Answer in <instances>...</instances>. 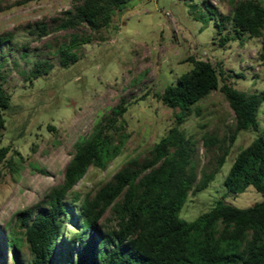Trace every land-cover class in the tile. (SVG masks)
<instances>
[{
    "label": "rangeland",
    "instance_id": "obj_1",
    "mask_svg": "<svg viewBox=\"0 0 264 264\" xmlns=\"http://www.w3.org/2000/svg\"><path fill=\"white\" fill-rule=\"evenodd\" d=\"M234 1L126 0L107 25L92 31L85 25L77 29L90 32L91 39L78 45L75 61L62 66L57 47L76 29H54V18L72 0H0V35L5 36L0 43V75L10 94L0 144L11 146L0 162L1 247V230L12 234L5 259L0 252V264H14L15 244L27 264V245L15 235L20 229L16 214L39 203L61 182L74 142L85 138L119 100L127 105L121 119L130 136L105 168L88 167L74 185L82 193L93 192L130 159H144L176 122L179 109L165 105L157 93L191 68L190 56L217 64L222 69L220 83L226 80L246 91L264 89L262 37L219 40L220 34L230 33ZM219 17L221 31L216 25ZM37 22L47 25L46 33L40 34ZM41 58L52 67L28 78L33 62ZM258 118L264 126V102ZM233 122L234 112L219 89L194 104L181 122L188 134L199 139L198 177L203 170L218 168L206 187L186 198L180 216L187 221L217 200L243 207L263 197L251 184L238 193L228 192L223 184L236 153L257 133L240 130L229 142ZM204 134L217 138L216 143L207 146L201 139ZM225 149L224 162L218 166ZM100 222L106 228L115 223L110 209Z\"/></svg>",
    "mask_w": 264,
    "mask_h": 264
},
{
    "label": "trees",
    "instance_id": "obj_2",
    "mask_svg": "<svg viewBox=\"0 0 264 264\" xmlns=\"http://www.w3.org/2000/svg\"><path fill=\"white\" fill-rule=\"evenodd\" d=\"M125 2L72 0V5L54 18V29H76L57 47L60 65L75 61L78 45L91 39L90 32L77 30L80 26L92 31L107 25ZM220 20L222 17L216 21L218 31L223 27ZM230 20V33L220 34V42L262 37L259 56L264 59V2L234 1ZM37 26L40 34L47 32L43 22H37ZM4 37L0 35V43ZM190 60L191 68L157 93L165 105L178 108L180 114L144 159H130L93 192L74 189L89 166L105 168L122 152L130 132L125 119H121L126 102L119 100L85 138L74 142L61 182L39 203L16 214L20 229L15 235L27 245V264H264V126L258 118L264 89L246 91L226 80L220 83L222 69L217 64L193 56ZM51 67L49 60L36 59L26 76L36 77ZM1 77L0 131L5 125L3 110L10 99ZM216 89L234 112L229 142L240 130L257 132L236 153L223 184L231 193L251 184L263 197L243 207L217 200L187 221L180 216L186 198L206 187L218 168L203 170L198 177L195 155L199 139L188 134L181 122L194 104ZM201 139L207 146L217 141L206 134ZM10 148L0 144V162ZM226 152L218 158V166L223 164ZM109 209L115 223L106 228L100 220ZM1 233L5 249L0 246V252L5 259L12 234ZM12 253L14 264H24L18 244Z\"/></svg>",
    "mask_w": 264,
    "mask_h": 264
}]
</instances>
